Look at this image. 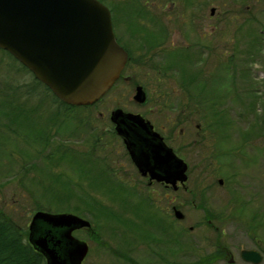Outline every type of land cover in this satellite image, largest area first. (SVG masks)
<instances>
[{"label": "rangeland", "instance_id": "374dc122", "mask_svg": "<svg viewBox=\"0 0 264 264\" xmlns=\"http://www.w3.org/2000/svg\"><path fill=\"white\" fill-rule=\"evenodd\" d=\"M105 1L108 6L114 4L117 7L113 28L123 37L126 36V39L131 32L123 31L124 19L126 22L133 16L134 23H140L135 26L156 27L148 20L133 15V11H136L133 0ZM139 1L144 3L150 12L159 16L161 25L167 31V34L164 33L165 30L162 31L166 39L158 47L154 46L158 52L150 60L152 66L153 64L160 66L159 71L152 70L146 64L127 69L131 80L116 81L94 106L74 109L73 115L84 117L81 123L83 129L80 134L73 135L81 131V128L79 130L74 128L76 120L67 118V124L71 125L67 131H72L73 134L69 136L66 132L65 138L70 137L66 138V141L73 147L76 145L85 149L87 142L91 143L92 140V123L100 127L108 121L109 111L117 106L144 113L158 126L165 128L177 126L174 128L175 133H179L181 127L184 128V132L188 133V139L191 140L189 148L183 145V140L178 136L171 141L172 146L180 147V154H183L191 166L186 183L187 189L179 188L175 193L179 209L184 214L183 219L178 221L184 226V231L178 232V243H173L176 244L174 258L184 263L191 262L200 255L214 250L219 232V239L227 247L228 256L209 264H229V254L233 257V264H264V0ZM120 5H123L125 10L119 11ZM211 6L214 7L212 14L209 11ZM156 33V42L159 43L162 39L161 33L157 31ZM254 33L258 34V39L250 42V39L256 36ZM139 34L141 33L135 32L130 38L132 48L141 45V39L136 38ZM182 45L192 47L193 57L189 70L203 68L207 81L213 80V93L219 95L212 94V91L210 94L215 96L214 104L221 109L222 120L225 113L233 119L229 128L221 131L220 135L223 137L216 136L220 147L232 148L228 154L210 155L217 146L213 137L204 128L200 114L189 112L190 109L187 107L185 110L181 109L186 101L176 75V70L180 67L175 64L167 68L164 64V60L168 58L167 53L159 47L171 48ZM229 53L236 54L233 55L231 63L226 59ZM135 83L141 84L147 92V100L142 104L132 98ZM250 83L257 89L260 97H255L253 106L249 107L250 97L245 94L244 89L251 86ZM228 86H234V89L228 91ZM10 87L14 90L12 91ZM16 87L18 88L15 89ZM43 87L34 81L31 73L20 67L9 53L0 48V207L24 228H27L31 214L35 210V202L40 203L43 210L73 212L89 219L96 235L99 234L106 243L99 244L98 240H94L91 235L93 229L73 230L72 233L76 237L88 242L83 264L129 263L109 251L107 244L113 247L120 245L123 249L127 247L130 257L138 264H162L148 252L147 248H154L169 258L172 245L170 239L166 241L164 239L159 243L153 240L145 243L141 239L146 220L142 218L140 212L144 211L149 221L159 222V216L155 213V209L160 213L159 205L156 208L151 206L150 201L134 191L119 189L114 192L97 188L98 181L102 179L98 175L95 183L89 179V176L96 174L97 171L90 160L77 161L82 163V168L74 169L69 161L61 162L63 165H60L54 160L43 159L42 154L39 158L36 155L35 141L31 136H26L28 138L22 140V131L26 132L31 127L32 130H36L35 126L40 119L29 112L27 118L17 117L15 121L4 117L3 113L10 110L14 115L19 110L27 111L14 103L9 106L7 103L10 101L7 99H10L11 95L14 102L27 108L33 105L40 108L55 105ZM193 110L197 111L196 108ZM4 123H11V128H15L18 135L13 134V130H9ZM196 123L202 126L200 135L196 134ZM239 131L243 134L248 132L253 134L252 143L243 149L238 147ZM114 148L111 154L115 156L119 174L122 177L124 173H128L131 178H127L133 180V170L121 154L122 147L115 145ZM208 160L211 161L210 164ZM121 164H124V167ZM59 167L62 168V174L58 173L61 170ZM202 167L207 169L200 172ZM211 170L215 174L210 175ZM57 177L61 180H57ZM219 177L223 179L221 184L216 180ZM65 180H69L66 186ZM61 186L71 190L72 194L62 204L49 193V190H61ZM151 193L153 196L156 194L153 191ZM86 194L95 197L96 201L93 200L91 205L84 204L82 198H86ZM201 195L204 196L206 205L214 212L215 217H212L211 223L218 229L206 224L205 211L198 206ZM97 200L105 208L112 210L113 214H108L106 209L98 211L101 206ZM157 200L162 202V205L167 201L164 196ZM132 204L139 205L137 211H133L135 209L131 208ZM88 206L91 207L90 212L87 210ZM74 207L78 210L68 209ZM125 220L130 221V224L123 223ZM162 222L166 221L163 219ZM189 225L192 227L189 228ZM125 237L129 239L122 243L121 239ZM156 245H163L164 249H159ZM241 248L257 249L262 254V259L257 263L242 259L239 255Z\"/></svg>", "mask_w": 264, "mask_h": 264}, {"label": "water", "instance_id": "95a60500", "mask_svg": "<svg viewBox=\"0 0 264 264\" xmlns=\"http://www.w3.org/2000/svg\"><path fill=\"white\" fill-rule=\"evenodd\" d=\"M0 48L73 105L96 102L118 79L127 58L116 41L110 10L100 0H0ZM132 98L145 100L141 84ZM109 118L139 171L174 187L176 180L184 184L186 162L149 119L121 107L113 108ZM174 213L183 215L178 208ZM89 225V219L73 212L37 209L27 225V240L46 264H81L88 243L72 231ZM239 254L253 263L262 259L254 248H241Z\"/></svg>", "mask_w": 264, "mask_h": 264}, {"label": "flooded vegetation", "instance_id": "af4514ba", "mask_svg": "<svg viewBox=\"0 0 264 264\" xmlns=\"http://www.w3.org/2000/svg\"><path fill=\"white\" fill-rule=\"evenodd\" d=\"M183 1L187 2L188 0H183ZM188 3L191 4V2H188ZM108 7L110 10L111 18H112V20L114 19L113 25H112L114 27L115 20H116L114 18V15L116 14L117 7L114 4L111 6H108ZM123 22H124L123 31L127 32L129 30L131 32L130 35H127L129 40L126 39V36L123 37L120 33H118L113 28L116 41L127 52L126 62H125L124 67L120 71V75H119L118 79H126V80L130 79L131 80L132 78L129 74H127L126 70L130 69L131 67H133L135 65H145L146 64V65H149L152 70L159 71V68H154L155 65L153 64V66H152V62H150L151 58H153V55L155 53L157 54L158 51H156L154 49V46L149 47V43L145 42L144 37L147 36L148 33L157 31V32L161 33V34L159 33L160 36L162 37L161 42H162V40L165 41V39H166L165 34H167L166 28L163 25H159L156 27H148L145 25H140V26L136 25L135 26V24H129L128 21L125 22V19L123 20ZM136 28H139V29L136 30ZM163 30H165L164 31L165 34H162ZM135 32L141 33L139 35H136V38L139 37L141 39V45H139L137 47L134 46L132 48L130 46V43H131L130 38L133 37L132 35ZM158 45H160V44L159 43L155 44V48L158 47ZM159 48L162 49V47H159ZM151 52H152V55H151ZM7 53H9V52H7ZM13 59L16 60L19 64V66L23 68V66H24L23 64H21L16 58L13 57ZM23 69H25L29 73H31V75L34 77V81H35V79H37L28 68H23ZM42 83L38 82V84H42ZM135 85H136V83L134 84V87H135ZM45 86L43 87L44 90H46L50 94L49 98L52 102L55 103V105H53V106H47L46 105V106H43L41 108H40V106H36V105H33L31 107H28V108L25 105H18L19 107L26 109L27 110V111H25L26 113L29 112L33 116H36V118L40 119L37 122V125L35 126L36 130H34V129L32 130V127H31V128H29L31 131L30 130H28L26 132L22 131V136H23L22 140L27 139L28 137L31 136L33 141H35L34 146L35 145L37 146L36 155H38V157H39V155L42 154L43 159L50 160V161L54 160V161L58 162L60 165H63V163H61V162L66 163L67 161H69L71 164V162L73 161L72 160L73 158H76V161L91 159V163L93 164V166L97 170L96 174L98 176H100L102 179L101 181L100 180L98 181L99 185H96L97 188L104 189L105 191L108 190V191H114V192H116L119 189H126L129 191H134V192L139 193L140 196H143L148 201H150L149 203L151 204V206L156 208L157 205H159L158 209L160 210V213L155 209V213L158 214L159 219H160L159 222L149 221L148 216H145V212L142 211V218L144 220H146V222L143 225L144 233H143L142 239L145 241V243H147L149 240H153L154 242L159 243V242L163 241L164 239H165V241L170 239V242L172 243V245H170V252L171 253L169 254V258L164 256L162 253L155 250L154 248H149V247L148 248L146 247V248H147L148 252L152 253L154 255V257L156 258V260L162 264H171V263L177 262V260L174 258L175 257L174 246L178 243V238H177L178 232L184 231V226L180 225L178 222L179 220L183 219L184 214L182 215V217H179V218L175 216V213H174L175 209L176 208L179 209V201L175 198L176 197L175 193L179 190V188H182L183 190L187 189L186 183L188 180V173L191 170V166H189L188 162L183 157V154H180V152H179L180 147L177 145L172 146L171 141H172V139H176V136H178L179 138H181L183 140V142H182L183 145L185 147L188 146L187 148H189L191 140L188 139L189 138L188 133H185L184 128H182V127L180 128L179 133H175L174 128L175 127L177 128V126H174V125H172L171 127H167V128L158 126L157 124H155V122H152L150 120V118H148L146 116V114L138 112L144 118L150 120V122L152 124V129L157 131L162 136V139L164 140V142L167 145L171 146L173 151L176 153V155L180 156L187 164V169H186L187 177L184 181V184H181L178 180H176V182H175L176 187H174L169 182H165L163 180H158V179L150 177L148 171H146L145 173H142L141 171L138 170L137 166L135 165V163L131 159V156H130L127 148H126V145L123 141L122 136H120L119 134L116 133V131L114 129V124L111 122V120L109 118L110 111L112 109L109 111L108 121L104 122L100 127H97L95 124L92 123V125H91V127H92V140H91V143L87 142V145H85V147H84L85 149H83V147L79 148L76 145L73 147L71 144H68L66 141V138L69 139L70 138L69 136H72L73 133H72V131H67V128L69 126H71V125L67 124L68 123L67 118L69 117L70 119L76 120L74 123V126H75L74 128H76L78 130H79V128H81V131L76 130L78 132H75L73 135L80 134L82 132V129H83L82 124H81V123H83V121L81 120L82 116L73 115L72 113H73L74 109H82V107H80L82 105H74V107L69 110L71 112V115L68 116L66 106L57 104L56 100H59V101H62V100L59 97H57L50 89L49 90L46 89ZM17 88L18 87H16L15 89H17ZM143 89L145 91V100L142 103L146 102V100H147V92H146L144 87H143ZM142 103H139V104H142ZM94 104H95V102L93 104L85 105V106L91 107V106H94ZM86 108H88V107H86ZM184 108H185V106L181 107V109H184ZM19 111L24 112L21 110H19ZM19 111H17V112H19ZM128 111H130V110H128ZM132 112H134V111H132ZM106 124H108V125L105 126ZM174 124L176 125V120H175ZM195 126H196V134L200 135V130L202 129V126L199 123H196ZM35 127H33V128H35ZM12 130H13V134L18 135V133H16V131H15V128H12ZM66 132L69 136L65 138ZM184 133L186 134L185 137H184ZM17 135H14V136L16 138H18ZM26 136H28V137L26 138ZM15 137H13V139ZM115 145L122 147L121 148V150H122L121 154H123L125 159L128 161L129 165H131V167H132V170H133L132 178H133V180L128 179V178H131L130 174H128V173H124L125 176L123 174L122 177L119 174V171H118L119 166L117 165L116 160L114 159L115 156L113 155V153L111 154V152H113L115 149L114 148ZM67 151H69L68 154H67ZM210 163H211V161L208 162V164H210ZM121 165L123 166L124 164H121ZM125 166H126V163H125ZM60 169L61 170L58 173L62 174L63 173L62 168H60ZM206 169L204 167H202V169H200V172H203ZM213 172L214 171L211 170V172H209V174L210 175L215 174ZM216 180H217L218 184H221L223 181V179L220 177L217 178ZM151 191L156 193L155 196H153ZM163 196L167 200L166 202H164L165 205H162V202H159V200H157V198L160 199V198H163ZM163 219L166 221L165 223L162 222ZM211 219L212 218H210V217H205L206 224L208 226H211V227L218 229L217 226H214V224L211 223ZM90 225H91V223H90ZM90 225L88 227L84 226V227L77 228L75 230L89 229ZM177 225H178V227H177ZM191 227H192V225H189V228H191ZM95 234H96V231H95ZM173 243H176V244H173ZM216 245H218L223 250V252H224L223 257L224 258L227 257L228 256L227 247L225 245H223L222 243H218V242H216ZM156 246H158L159 249H162V248L164 249L163 245H156ZM86 255H87V253H86ZM86 255L84 256L83 260L81 261V264H83V261H84ZM228 262L233 263V257L231 254H229Z\"/></svg>", "mask_w": 264, "mask_h": 264}, {"label": "trees", "instance_id": "16d2710c", "mask_svg": "<svg viewBox=\"0 0 264 264\" xmlns=\"http://www.w3.org/2000/svg\"><path fill=\"white\" fill-rule=\"evenodd\" d=\"M101 1L106 3L105 0H101ZM133 6L136 7L135 8L136 11H133L134 16H136L137 18L141 17V19L146 20V21L148 20V22H150L154 26L161 25V21H160L159 16L150 12L144 3H141L139 0H133ZM120 8H121L120 11L125 10L123 5H120ZM113 21H114V19H113ZM134 22H135V20L133 21V16H132L130 18V20H128V23L129 24H140V23H134ZM251 24H252V22L250 23L249 28H251ZM146 25H148V24H146ZM155 33L156 32L148 33L147 36L144 37L145 42L149 43V47H153V46H155V44H158V42H156L157 37H155V35L158 33H156V34ZM254 34L256 36L253 38L250 37L251 38L250 42H252L251 40L257 41L258 34L257 33H254ZM248 35H249V31H248ZM161 43L162 42L160 40L159 44H161ZM162 49L166 51L167 56H168V58L166 60H164V62H165L164 64L166 65V67L171 68V66L175 65V64L179 65V67H180L179 70H176V72H177L176 75L178 76V84L180 85V89L183 90V95H185L184 100L186 102H185V104H182V105L187 107V109H190L189 112H191V113L196 112V113L200 114L204 128L213 137V140H215V146H217L218 149L215 147L216 149H213V153H211L210 155L218 156V155H221L223 153L228 154L229 153L228 151L232 150V148L220 147L221 146L220 142L218 141V138L216 136H219L221 134V131L224 128H225V130L228 129L229 124L233 121V119L230 118L229 116H227V114L225 113L224 119L222 120V118H221L222 116H220V114L222 115V113L220 111L221 109L214 104V101L216 99H215V96H213L212 94H214V95H219V94L213 93V91H214V88L212 85L213 80L207 81L208 79L206 77V72L203 68L197 69L195 71L189 70L190 65L192 64L191 58L193 57L192 56L193 51H192L191 45H185V46L182 45V46H175V47L173 46L171 48H166L165 46H162ZM233 55H236V54L235 53H229L227 55L226 59L230 63L232 61ZM198 59H200V58H198ZM23 68H26V67L23 66ZM154 68H160V66L159 65L154 66ZM211 75H212V73H211ZM210 79H212V78H210ZM35 81L37 83L38 82L42 83L37 79H35ZM219 84H221V83H219ZM45 88L49 90V88L47 86H45ZM231 88L234 89V86H232V87L228 86L227 90L230 91ZM10 89L12 91L14 90V88H11V87H10ZM244 90H245V94L248 97H250L249 107L253 106V99L255 97H260V95L257 92V89H255L253 84H251V86H248ZM210 91H212V94H210L211 93ZM14 96H15V94L13 95V97ZM7 100L10 101L7 103L9 106L12 103H14L16 105H22L20 103L14 102L12 95H11V98L7 99ZM56 101H57V104L66 106L67 115L68 116L71 115V112L69 110L74 107L73 104H69V103H66L63 101H59V100H56ZM80 107H82V109H84V108L90 107V106L82 105ZM193 108L194 109L196 108L197 111L193 110ZM184 110H182V111H184ZM3 115L8 120L15 121V119L17 117L25 118L27 113L19 111V112H16V114L14 115L13 112L10 110L9 112L3 113ZM81 120L84 121V117L81 118ZM223 122H224V124H223ZM4 125L9 130L12 131L11 123L10 124L4 123ZM225 130H224V135H226ZM239 132H240V135H239L240 140L238 141V147H240L239 149H243L244 146L250 145L252 143L251 140L253 138V134L251 132H248L247 134H245V133L243 134L241 131H239ZM220 137H223V136L220 135ZM233 148L235 149V147H233ZM68 153H69V151H67V154ZM85 160H90L89 162H91V159H85ZM85 160H82V162ZM71 163H72L71 164L72 168H74V169H76V168L78 169V167L82 168V163H77L76 160H73ZM83 169L86 170L87 168H83ZM87 172H89V171H87ZM90 176L92 178H90ZM90 176H89V179L91 180V182L95 183L94 180L97 178V174H93ZM56 179L61 180V178H59V177H57ZM68 181L69 180L64 181L65 186H66V182H68ZM60 188H61V190L60 189L49 190V193H50V196H55L56 199L58 200V202L62 204V203H65L70 198V196L72 194L70 192L71 190L69 191V189H66V187L61 186ZM62 188H64V189H62ZM82 199H83L82 202L84 204L88 203L89 205H91V202L93 200L96 201L95 197H93L92 195H88V194H86V198H82ZM200 199L201 200L198 202V206H200L204 209V211H205L204 216L210 217V218L215 217L214 212L206 205L203 195H201ZM63 201H65V202H63ZM97 203L101 206V208L98 211H101L102 209H106L108 214H110V215L113 214V211L110 210L109 208H105L102 205V203H100L99 200H97ZM138 206L139 205H137V204H132L131 208L135 209L133 211H137V208H139ZM34 208L35 209H42L43 206H41L40 203L35 202ZM68 209L75 210V209H77V207L68 208ZM87 210L90 212L91 207L87 208ZM140 213L142 216V211ZM127 222L129 223L130 221H127ZM127 222L125 220L123 223L127 224ZM93 228L94 227L90 226V228H89L90 231ZM27 232H28L27 228L22 227L19 223H17L12 218V216L8 212H6L3 208L0 207V264H46L43 254L41 252H39L38 250H36L27 240ZM91 235L94 237V240H98L97 242L99 244L106 243V241L105 242L102 241L99 234H97V235L95 234V231H93ZM126 235H127V233H126ZM122 237H124V236H122ZM219 237H220V233L218 232L217 238L215 241L218 243H221ZM128 239H129L128 237L122 238L121 242L126 243L128 241ZM141 239H142V237H141ZM107 245H108L109 251H111L112 253H115L117 256H119L120 258L125 260V262H129L128 264H138V262L136 263L133 260V258L130 257L129 252H128L129 250L127 249V247H125L123 249V248H120V245H118L119 247H113L110 244H107ZM223 256H224L223 250L218 245H216L214 250L200 255L199 257H197L195 260H193L191 262H188V263L185 262L184 263L181 261H177V262H174L171 264H209V263H213L214 261H216L217 259H219ZM229 264H233V263L230 262Z\"/></svg>", "mask_w": 264, "mask_h": 264}]
</instances>
